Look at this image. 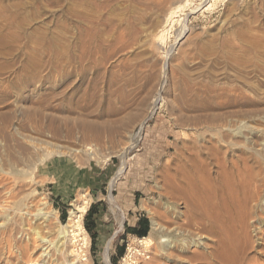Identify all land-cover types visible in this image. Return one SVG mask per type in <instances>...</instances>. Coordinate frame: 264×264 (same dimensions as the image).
<instances>
[{
  "label": "rangeland",
  "instance_id": "obj_1",
  "mask_svg": "<svg viewBox=\"0 0 264 264\" xmlns=\"http://www.w3.org/2000/svg\"><path fill=\"white\" fill-rule=\"evenodd\" d=\"M68 2L0 0V38L6 39L0 43V264H113L121 245L125 251L115 264H125L132 242L141 253L136 264H161V247L172 259L164 264H214L208 251L218 238L197 221L186 226L178 183L170 178L194 156L213 177L221 165L234 175L236 167L243 170L239 157L246 156L258 180L264 177V0H189L210 7L188 16L189 39L170 54L157 50L153 40L177 0H85L80 9L103 22L98 50L95 40L81 36L79 25L70 22ZM81 44L90 47L83 77L47 66L37 74L25 69L29 60H64L69 48L78 55ZM124 153V173L110 188ZM234 175L236 186L241 178ZM234 186L237 200L245 201ZM262 188L256 201H246V210H232L234 237L242 240L245 229L250 238L244 264H264ZM108 194L119 209V195L139 199L133 212L145 214L150 228L154 221L160 226L157 234L149 229L150 243L124 235V221L130 219ZM81 206L86 213L96 206L97 224L111 222L116 232L95 242V252L84 228L86 213L80 218L86 247L69 222ZM44 211L55 219L40 218ZM10 251L16 259H7ZM194 252L207 261H188Z\"/></svg>",
  "mask_w": 264,
  "mask_h": 264
},
{
  "label": "bare ground",
  "instance_id": "obj_2",
  "mask_svg": "<svg viewBox=\"0 0 264 264\" xmlns=\"http://www.w3.org/2000/svg\"><path fill=\"white\" fill-rule=\"evenodd\" d=\"M1 3H2V1H1ZM84 4H85V0H69V2L65 5V9H66V12L68 13V17L70 19V22L71 23L76 22L79 25V27L81 28L80 29V35L81 36L85 35L89 38H93L96 42L94 47L96 50H98L99 47L101 46L100 45V39H98L100 36V33H101V32L99 33V29H100L103 22H101L99 17L93 18L94 15L93 16L88 15L87 12L85 11V9L84 10L80 9L81 7L84 6ZM169 6H168L169 9L165 12L163 19H162V23H161L159 29L157 30V32L154 36V40H153L154 47L157 50L166 49V51H165L166 54H170V53L176 51L177 48L184 43V41L189 39L191 29H190V26L188 25V21H187L188 16L195 14L199 9H201L204 6L206 7L205 9H209L210 4H208L207 2H205V3L202 2L196 6H193L190 4L189 0H177V2L175 4H170ZM5 9H7V8H5ZM7 25H8L7 27H9L11 24L9 23ZM84 25L89 26L90 29L83 28ZM175 25L178 26L176 37H175L172 45H169L167 48V46H166L167 37L170 34L171 29ZM10 34H8V35H10ZM11 38L14 39V42H15L18 39V35H13ZM5 40L6 39L1 37L0 43H4ZM7 42H8V40H7ZM52 48H53V44H52ZM79 49L81 51L78 55H76L74 53L73 48H69V50H68L69 56L64 60L62 58L59 59L58 57H55L54 59H49L46 62H40V61L34 62L33 60H29L28 64L25 66V69H33V71H35L37 74L38 73L37 70L40 67H46L47 66L51 70H59L63 74L66 73L68 75H77V76L83 77L84 68H83L82 63L86 58H88L90 56V54H89L90 53V51H89L90 47L86 46V44H81ZM34 60H35V58H34ZM68 68H69V70H67ZM64 69L66 70V72L64 71ZM30 78L32 79L33 77H30ZM78 85H77V87H78ZM159 101H160V98L157 97L155 102H154V107L150 111L149 116L153 114L154 109H156L155 107L159 104ZM144 123H145V121H143L140 124L138 133H141L140 131H142ZM139 136H140V134L138 135V137ZM125 155L126 154L124 153L121 156L122 157L121 164H120L119 168L117 169L115 176H113V178L110 182V188L113 187L116 180L124 173L125 159H126ZM239 158L242 161V165L244 166V169L239 170L236 167L235 168L236 169L235 175L232 174L233 173L232 171H231V173H227V171L229 169L226 171L223 167H221L222 166L221 165V166H219V170H218L216 176L213 177L214 175L211 176L209 170L207 169V166L205 164L206 162H204L203 160L194 156V158L192 157V158L186 160L184 162V164L177 166V168L175 169V172H174V176L172 175L171 178L169 177L171 180H174L178 183V187H179L178 194H179V197L182 199V201L185 205V208H186V212H185V214L187 216L186 226L187 225L193 226L192 225V224H194L193 222L197 221V223H199V226L203 231L209 232L210 234H212L213 236H216L218 238L217 247L215 249H210L208 251L210 253L209 259L211 258L213 260L214 264H244L245 260L248 259L247 248H248V245L250 242V238L248 237L245 229L243 230L242 240H241V238L237 237L238 235L236 233L235 234L237 235L236 236L237 238L234 237V234L232 233L233 230L231 227V223H232L231 218L233 217L232 215L234 214L232 212V210H233V208L236 207V209H237L236 213L239 214L238 212L242 208L245 209L246 201L251 202V201H256L258 199L259 194H260L259 192H260L261 188L264 187V177L263 178L260 177L261 180H258L259 174L256 175L255 174L256 172L254 173V169L247 166L249 158H247L246 156H244V157L240 156ZM238 160H236V161L238 162ZM218 162H219V160H218ZM218 162H217V164L220 165V163H218ZM254 165H255V163L253 164V167L256 166V165L255 166ZM258 170H259V168H258ZM230 175L231 176H233V175L238 176L239 178H241L240 183L237 184L236 186H234V183L232 180L233 177H231ZM233 186L235 188L237 187V189H236L237 192L239 191V192H242L244 195H246L245 201L244 200H242V201L237 200L238 196H235L234 195L235 192L232 191ZM233 190H234V188H233ZM109 199H110V202L113 204V206L116 209L120 210L117 207V205L114 204V200L112 199L111 195H109ZM83 204L86 205V202H84ZM77 211H78V213L76 215H74V213L70 214L69 222H73V225L76 228V230L78 231V233L83 235V238L80 239L79 241H81L82 245H84L86 247L88 237H87V234H86L83 226L80 224V218H81V214L86 213L87 206L78 207ZM233 211H235V210H233ZM243 213L245 214L247 212L244 211ZM40 218H42L46 221L53 220V219H55V213L44 211V213L42 212ZM68 225H66L65 227L68 228L69 227ZM194 226H195V224H194ZM65 227H63V228H65ZM150 229H151L150 235L157 234V233H159L160 226H159V224H157L156 221H154V222H152ZM64 232H66V231H64ZM68 233L72 234L73 231L69 230V231H67L66 234H68ZM78 233L72 234L71 236H74L76 238V235H78ZM75 238H74V241L72 240L73 242L77 241V240H75ZM42 240H43V238L42 239L40 238V241H42ZM138 241H139V244L143 243L144 241H147L148 243L151 242L148 237H146L144 239H139ZM241 242H242V244H241ZM6 243H8V240L6 241ZM159 247L160 246H156V249ZM108 249H109V244L106 245V247L104 249V255L103 256H104L105 262H108V254H107ZM163 249L164 248H162V247L159 248V250L161 251V253H159V257H161L160 261L162 262L161 264H164L166 262V260L172 261V259L169 257L170 253L169 254L167 253L168 254L167 255L166 254L167 250H163ZM127 250L129 252V256H127V258L124 259L125 264H136V262H134V260H137V257L141 255L139 249L134 245V242H132L129 244ZM22 253H24V252L19 250V253L17 255H20V257H21V256H23ZM263 253H264V251H263ZM78 255H79V253H78ZM16 257H13V254L11 253V251L7 253V259L13 260V259H16ZM79 257H80V255H79ZM81 259L82 258H80V260ZM200 259H205L202 256V253L200 254V253L194 252L190 256L188 261L196 262ZM82 260H84V259H82ZM181 261H183V260H181ZM181 261L176 260V262H178V263H181ZM72 262H74V261L72 260ZM159 264H160V262H159ZM197 264H200V263H197ZM201 264H210V263L205 262V263H201Z\"/></svg>",
  "mask_w": 264,
  "mask_h": 264
},
{
  "label": "trees",
  "instance_id": "obj_3",
  "mask_svg": "<svg viewBox=\"0 0 264 264\" xmlns=\"http://www.w3.org/2000/svg\"><path fill=\"white\" fill-rule=\"evenodd\" d=\"M65 209L61 211V220L62 222L65 221ZM96 208L94 206H91L86 215L84 216V228L88 232L91 241H92V250L93 252L95 251V241H96V233H95V228H96ZM125 228V234H132L138 239H143L146 238L149 232V220L145 216L141 217L137 223L135 224L134 227H127L126 224L124 225ZM125 251V246H116V254L114 257L111 258V261L113 264L116 263V261L121 258L124 254Z\"/></svg>",
  "mask_w": 264,
  "mask_h": 264
},
{
  "label": "crops",
  "instance_id": "obj_4",
  "mask_svg": "<svg viewBox=\"0 0 264 264\" xmlns=\"http://www.w3.org/2000/svg\"><path fill=\"white\" fill-rule=\"evenodd\" d=\"M119 194H123V192H120ZM115 197L117 199V195H115ZM138 200L139 199H137L135 195H134V200L133 201L130 198H127L125 196H123V198H122L120 195H119V197L117 199V202H118L119 206L122 208L119 211L122 212V215H124L123 214L124 213L123 210L124 211L126 210V213H127L128 217L130 219V220H126L127 222L124 221V225L126 224L127 227H131V228L134 227L135 224L137 223V221L141 217L145 216V214H143L142 212H136V213L133 212L134 211L135 204L137 202H139ZM98 201H100V199L99 198H95V200L93 202L94 205L97 206L96 203H98ZM96 206H94V207L96 208ZM97 208H98V206H97ZM98 216H99V214L97 213L96 217H98ZM95 223H96V228H95L96 241L95 242H98V240H101L102 238H105V236H108L109 232L112 233L111 239L115 237L116 232L111 230V226H112L111 222L110 223H105L102 226H99L97 224V221L96 220H95ZM149 229H150V223H149ZM127 235H130V236L135 237L132 234H127Z\"/></svg>",
  "mask_w": 264,
  "mask_h": 264
},
{
  "label": "built area",
  "instance_id": "obj_5",
  "mask_svg": "<svg viewBox=\"0 0 264 264\" xmlns=\"http://www.w3.org/2000/svg\"><path fill=\"white\" fill-rule=\"evenodd\" d=\"M85 259H86V258H84V260H83V261H85Z\"/></svg>",
  "mask_w": 264,
  "mask_h": 264
}]
</instances>
